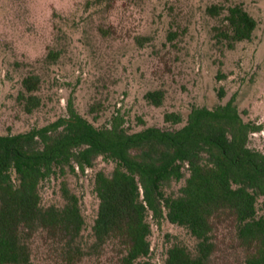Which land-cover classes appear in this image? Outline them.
<instances>
[{
	"label": "trees",
	"instance_id": "16d2710c",
	"mask_svg": "<svg viewBox=\"0 0 264 264\" xmlns=\"http://www.w3.org/2000/svg\"><path fill=\"white\" fill-rule=\"evenodd\" d=\"M115 2L85 0L84 8L109 11ZM206 12L218 21L215 42L228 49L251 39L257 26L242 0L213 2ZM60 56L61 49L51 47L44 59ZM42 80L37 71L22 77L17 99L25 112L44 104ZM218 94L224 96L223 87ZM144 97L161 105L165 89H148ZM101 105L98 98L89 104L91 118L72 97L54 119L0 132V264H39V234L70 263L111 247L118 264H152L154 225L164 220L178 228L166 233L164 264H214L224 249L239 264H264V147L251 144L263 123L246 117L233 97L193 105L185 119L180 111H166L169 125L140 128H131L120 108L98 122ZM100 156L114 165L92 176L98 207L90 226L82 194L66 180L61 200L45 201L48 178L84 171Z\"/></svg>",
	"mask_w": 264,
	"mask_h": 264
},
{
	"label": "rangeland",
	"instance_id": "374dc122",
	"mask_svg": "<svg viewBox=\"0 0 264 264\" xmlns=\"http://www.w3.org/2000/svg\"><path fill=\"white\" fill-rule=\"evenodd\" d=\"M84 1L0 0V132L54 119L66 111L72 97L78 110L91 118L89 104L100 99L98 122L120 108L131 128L166 126V111H180L185 119L193 105L214 106L233 97L246 117L264 125V0H242L257 26L251 39L229 49L215 42L213 26L218 21L206 7L235 0H116L109 11L86 10ZM100 26L109 32L103 34ZM169 31H175L172 40ZM139 35L146 37L143 42ZM51 47L60 48L61 56L49 63L44 56ZM29 71L43 79L44 104L32 113L17 99L21 79ZM157 87L165 89L161 105L144 97ZM220 87L225 90L222 97ZM251 144L264 147V129L252 134ZM113 165L100 156L84 171L53 175L43 187L45 201H60L66 180L82 194L90 226L98 207L92 176ZM260 209L264 212V200ZM176 231L167 220L154 225L152 264H164L166 233ZM56 247L44 234L37 235L38 263L118 264L111 247L76 263L68 262ZM214 264L239 262L224 249Z\"/></svg>",
	"mask_w": 264,
	"mask_h": 264
}]
</instances>
